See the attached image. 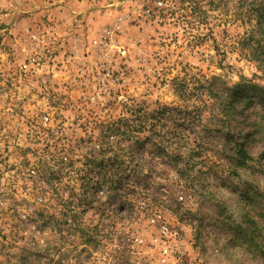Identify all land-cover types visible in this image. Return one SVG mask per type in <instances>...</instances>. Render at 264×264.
Here are the masks:
<instances>
[{
	"label": "rangeland",
	"instance_id": "1",
	"mask_svg": "<svg viewBox=\"0 0 264 264\" xmlns=\"http://www.w3.org/2000/svg\"><path fill=\"white\" fill-rule=\"evenodd\" d=\"M80 2L81 34L43 13ZM260 16L264 0H0V264H264ZM38 30L47 59L21 71ZM126 124L144 131L108 132Z\"/></svg>",
	"mask_w": 264,
	"mask_h": 264
},
{
	"label": "built area",
	"instance_id": "2",
	"mask_svg": "<svg viewBox=\"0 0 264 264\" xmlns=\"http://www.w3.org/2000/svg\"><path fill=\"white\" fill-rule=\"evenodd\" d=\"M105 32L106 31L101 32L99 37L100 40L106 39L107 34H104ZM50 47V33L41 30L26 31L19 49V55L21 56V61L19 64L20 70L26 72L40 67L44 61H46ZM73 52H71V56L74 57ZM47 120V117L44 118L45 122Z\"/></svg>",
	"mask_w": 264,
	"mask_h": 264
},
{
	"label": "trees",
	"instance_id": "3",
	"mask_svg": "<svg viewBox=\"0 0 264 264\" xmlns=\"http://www.w3.org/2000/svg\"><path fill=\"white\" fill-rule=\"evenodd\" d=\"M258 24H259L260 26H261V24L264 25V18H263V16H260V17L258 18ZM263 27H264V26H263ZM260 43H261V40L256 41V45H257V47H260V46H259ZM263 56H264V52H261L260 54H258V52H252V53H251V56H250V59H256V60H258V61L262 64V63H263V60H262ZM211 84H212V83H209V84H208V95L210 94V95H211V99H213V98H215V96L212 95L213 92L210 90V89H211ZM241 98H243L241 92H240V94H239V93H235V94H231V95H228V96H227L228 103L231 104V105H233L234 103L240 102ZM221 114H222L223 116H225V120L228 118V114H229V113H228V111H227V109H226L225 107H223V108L221 109ZM210 115H212V112H211ZM151 120H157V119L155 118V116L144 115V116H142V119H141L140 121L143 122V123H147V121H151ZM131 123H132V122H131ZM119 129H122V130H123V134H124V135H128V133H130L132 129L137 130V131H138L137 133H140V134L144 131V130H142V129H144V128H141V126H134V127H132L130 124H129V125L126 124V126H124V127H119V128H115V129H114L113 126H112V127L108 128V132H109L110 134H113V135H114ZM141 130H142V131H141ZM99 138H100V137H96V139H99ZM110 145L113 146L114 143L112 142V143H110ZM165 153H166V152H165ZM238 157H240L243 161H245L246 159H250L249 156L247 155V153L243 150V146H242V145H238ZM98 159H100V155H98V157H95V160H94V161H96V160H98ZM107 159H108V161L111 160L110 158H107ZM112 161H113L114 164H115V163H117L118 161H120V159H119V157H117V156H115V157L113 156ZM100 166H101V165H100ZM110 169H111V170H114V171H117V170L119 169V167L114 168L113 166H111ZM115 173H116V172H115ZM109 177L114 178V174L110 173ZM110 182H113V181H110ZM105 183H106V182H105ZM74 226H75V225H74ZM78 238L80 239V241H81L83 244H86V245H88V244H92V239H93V238H92L90 235H88V233H86L84 230H81V232H80Z\"/></svg>",
	"mask_w": 264,
	"mask_h": 264
},
{
	"label": "crops",
	"instance_id": "4",
	"mask_svg": "<svg viewBox=\"0 0 264 264\" xmlns=\"http://www.w3.org/2000/svg\"><path fill=\"white\" fill-rule=\"evenodd\" d=\"M88 4L86 2H80L78 4H65V5H59L58 7H46V12H43L44 14H49V18L53 20L54 24L59 26V30L61 33V29H63L65 32L63 34L65 35H72L73 31L77 33H82V30H77V28L74 29V27L77 24V18L78 15H83L85 17L88 16L91 9H87ZM34 17L36 14H34ZM85 17L84 20H87ZM32 19V18H30ZM74 26L73 28H71Z\"/></svg>",
	"mask_w": 264,
	"mask_h": 264
}]
</instances>
